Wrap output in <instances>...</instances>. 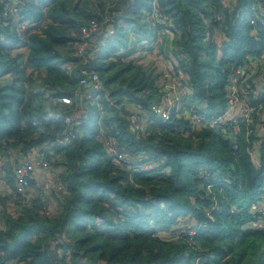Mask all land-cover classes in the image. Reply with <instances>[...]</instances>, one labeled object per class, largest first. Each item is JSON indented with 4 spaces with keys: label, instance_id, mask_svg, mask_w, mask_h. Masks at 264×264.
I'll return each instance as SVG.
<instances>
[{
    "label": "trees",
    "instance_id": "trees-1",
    "mask_svg": "<svg viewBox=\"0 0 264 264\" xmlns=\"http://www.w3.org/2000/svg\"><path fill=\"white\" fill-rule=\"evenodd\" d=\"M153 1L170 19L183 90L165 122L152 110L161 74L137 56L165 35L148 19ZM17 17L30 24L20 33L8 23ZM105 19L92 49L75 55L81 28ZM248 56H264V0H0V154L72 133L48 151L62 187L40 192L48 213L38 198L15 193L14 162L5 161L0 264H246L264 252V230L247 226L264 195V162L255 165L248 151L253 137L245 142L243 125L194 129L190 120L220 116L228 77ZM91 61L96 68L85 71L99 85L87 89L99 99L85 103L87 112L84 98L75 110L53 107L82 89L73 68ZM109 140L124 159L107 152Z\"/></svg>",
    "mask_w": 264,
    "mask_h": 264
},
{
    "label": "built area",
    "instance_id": "built-area-1",
    "mask_svg": "<svg viewBox=\"0 0 264 264\" xmlns=\"http://www.w3.org/2000/svg\"><path fill=\"white\" fill-rule=\"evenodd\" d=\"M148 19L154 25L162 26V34L171 33L169 28L171 27L170 19L164 15L158 7L157 1H153L151 12L149 13ZM107 22L105 19L102 22L91 21L81 28V43L78 44L75 55L83 57L86 50H91L93 47L92 41L95 37L102 33L104 24ZM25 26L30 24L23 22L20 27L23 29ZM113 32L109 30L108 34ZM143 49H140L142 52ZM139 51V52H140ZM139 54V53H138ZM137 56L139 57V55ZM86 62V59H83ZM139 63H144L139 60ZM82 77L79 79V86L82 88L74 93V97H62L58 100L53 101L52 106L61 105L69 107L74 104L73 110H75L82 99L86 110V104L92 103L99 99V95H93V92L97 90L99 85L98 76L94 73L87 74L86 71H81ZM161 78L158 81V87L161 91L160 102L152 107L153 113L160 118L162 122L169 119L171 111L177 109V105L180 104V98L182 97L183 91L180 88L179 78L181 71L177 66L170 65L160 72ZM91 86L94 91H89L87 88ZM226 102L225 106L221 111L219 117L205 120L195 115H189L192 126L196 128H207V127H221L227 126V129L238 130L241 125L245 128V142L249 143L251 137L253 142L248 148L249 156L253 161L254 156L258 155L259 159L254 163L255 165L264 162V149L260 151L261 142L264 141V56H248L247 63L243 66L237 67L233 73L228 77V83L226 86ZM93 99V101H92ZM86 103V104H85ZM100 113L103 114V109L100 105ZM61 116L63 117L64 123L69 125L72 122V115L68 114L65 108H61ZM178 110V109H177ZM73 114V113H72ZM181 115L184 114L180 112ZM133 126L138 128L139 122L141 125H145L148 118L145 114H141V119L138 121L136 115L129 117ZM72 134L67 128L63 131L62 135H58L54 141L47 144L38 150L27 151L24 154H18L14 150H7L5 153L0 154V189L2 184L8 188V184L5 181L4 176V163L7 160L14 162L12 165V176H13V188L16 194L21 195L23 200L31 201L38 198L44 203L43 211L48 213L51 205L46 206V201L40 194L41 191L49 194L51 192H60L62 189L55 179V172L47 161L48 151L54 146H64L67 143V136ZM256 141V145L254 144ZM107 152L114 158L115 161L124 159V154L118 152L116 148V142L109 140L105 143ZM7 154L8 157H4ZM260 154V155H259ZM141 169H148L150 165L144 164L139 166ZM36 168L47 173L48 177L45 182L39 185L37 182L32 184L34 179V172ZM4 192V190H3ZM1 193V190H0ZM8 194V192H7ZM14 206V205H11ZM253 220H251L247 226L257 230H264V195L254 204L251 208Z\"/></svg>",
    "mask_w": 264,
    "mask_h": 264
},
{
    "label": "crops",
    "instance_id": "crops-1",
    "mask_svg": "<svg viewBox=\"0 0 264 264\" xmlns=\"http://www.w3.org/2000/svg\"><path fill=\"white\" fill-rule=\"evenodd\" d=\"M223 1V0H222ZM228 1V0H224ZM173 34L168 33L163 35V37H158L156 42L149 44V46L142 50V52H138L140 59L145 66H150L151 68H155L159 72L162 70L169 68L170 65L174 64L173 61ZM213 39L220 43L223 40V34L219 28H214L213 30ZM169 59L172 60L170 63ZM173 63V64H172ZM76 68H73V71ZM48 175L44 171L36 168L33 176L32 183L37 182L39 185L43 184L47 179ZM1 192H6L7 187L2 184Z\"/></svg>",
    "mask_w": 264,
    "mask_h": 264
},
{
    "label": "rangeland",
    "instance_id": "rangeland-1",
    "mask_svg": "<svg viewBox=\"0 0 264 264\" xmlns=\"http://www.w3.org/2000/svg\"><path fill=\"white\" fill-rule=\"evenodd\" d=\"M5 7H7V4H5ZM8 23L11 24V27L12 28H14V29L17 28L16 29L17 32L20 33V18L19 17L15 18L13 22H8ZM15 50H17V49H15ZM169 61H170V63L172 62L171 59H169ZM2 80H4V79H2ZM256 143L257 142L254 141V144L255 145H256ZM258 159H259V156L258 155L254 156V158H253V161L254 162L253 163H256L255 161L258 160ZM184 230L187 231V228H182L181 227L179 229L178 233L179 232H183ZM246 264H264V252L259 250V251L255 252V253H253L252 256L247 259Z\"/></svg>",
    "mask_w": 264,
    "mask_h": 264
},
{
    "label": "water",
    "instance_id": "water-1",
    "mask_svg": "<svg viewBox=\"0 0 264 264\" xmlns=\"http://www.w3.org/2000/svg\"><path fill=\"white\" fill-rule=\"evenodd\" d=\"M96 68V62L95 61H91L90 64L88 66H81L75 69L74 75L77 78H81L82 74L81 71H85V70H93Z\"/></svg>",
    "mask_w": 264,
    "mask_h": 264
}]
</instances>
